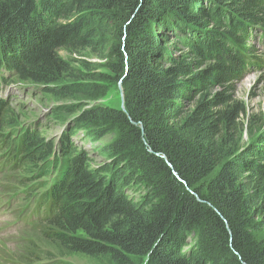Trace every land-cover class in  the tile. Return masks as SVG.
I'll list each match as a JSON object with an SVG mask.
<instances>
[{"label": "trees", "instance_id": "obj_1", "mask_svg": "<svg viewBox=\"0 0 264 264\" xmlns=\"http://www.w3.org/2000/svg\"><path fill=\"white\" fill-rule=\"evenodd\" d=\"M170 36L189 51L166 52ZM254 40L264 46V0H0V82L55 85L67 71L60 49L103 47L122 88L125 111L97 105L78 118L104 126L95 138L116 132L102 165L36 131L9 138L3 164L42 179L43 237L107 264H264V135L239 147L233 134L244 113L234 84L262 66ZM57 89L103 95L82 81ZM7 101L0 146L16 124ZM134 184L146 188L138 201Z\"/></svg>", "mask_w": 264, "mask_h": 264}, {"label": "rangeland", "instance_id": "obj_2", "mask_svg": "<svg viewBox=\"0 0 264 264\" xmlns=\"http://www.w3.org/2000/svg\"><path fill=\"white\" fill-rule=\"evenodd\" d=\"M58 21H62L59 19ZM208 28L223 29V25L207 22ZM226 25V24H225ZM204 33V31H202ZM258 36V35H257ZM256 36V37H257ZM192 34H189V39ZM164 42L166 52L175 55L189 51L178 37H168ZM254 54L261 58L259 64L248 69L245 77L234 84L233 101L244 108V113L236 120V131L241 135L238 146H245L264 135V46L257 40L249 43ZM94 51L90 48H77L70 51L60 49L59 56L66 61L67 71L60 83L55 85L37 84L21 80L13 74H4L0 89L8 95L7 103L12 107L15 125L7 129L1 138L0 163L9 156L6 146L9 138L21 137L29 129L36 131L46 141L56 147L69 142L77 152L84 151L91 165H102L110 160V155L103 151L104 146L116 138L114 130L106 132L101 138L96 134L104 128L103 125L78 124L79 116L86 109L102 105L108 108L121 106V90L110 69V53L100 47ZM263 56V57H262ZM203 70L207 61L198 60ZM86 82L97 86L103 95L97 99H89L85 95L69 94L60 96L62 90L58 86L73 82ZM215 87L213 91H215ZM1 97L2 96L0 94ZM191 108L193 101L182 102ZM106 127V126H105ZM95 132L94 135L91 133ZM5 142V143H4ZM58 154L62 152H57ZM21 177H26L22 181ZM30 174L22 168L4 170L0 168V264H107L104 259H94L83 254L66 253L47 241L41 232L42 221L30 217V209L34 200L24 197L36 196V189L41 186L42 179L30 180ZM144 185L134 184L127 189L133 201H138L144 192ZM42 189H39L41 191ZM22 199V200H21ZM195 237L190 236L189 242L194 243ZM183 250L188 249L183 247Z\"/></svg>", "mask_w": 264, "mask_h": 264}, {"label": "water", "instance_id": "obj_3", "mask_svg": "<svg viewBox=\"0 0 264 264\" xmlns=\"http://www.w3.org/2000/svg\"><path fill=\"white\" fill-rule=\"evenodd\" d=\"M118 88H119V90H121L120 91L121 92V106H120V108H121L122 111H125L124 110V100H123L122 88H121V84L120 83H118Z\"/></svg>", "mask_w": 264, "mask_h": 264}]
</instances>
